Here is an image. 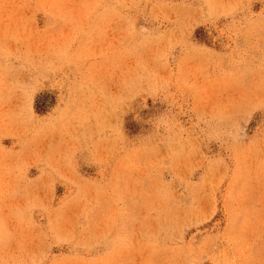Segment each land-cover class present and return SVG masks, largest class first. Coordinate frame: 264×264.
Listing matches in <instances>:
<instances>
[{"label":"rangeland","instance_id":"1","mask_svg":"<svg viewBox=\"0 0 264 264\" xmlns=\"http://www.w3.org/2000/svg\"><path fill=\"white\" fill-rule=\"evenodd\" d=\"M0 264H264V0H0Z\"/></svg>","mask_w":264,"mask_h":264}]
</instances>
